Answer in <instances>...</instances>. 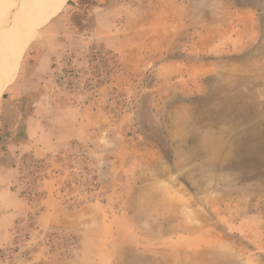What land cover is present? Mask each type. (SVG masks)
Returning <instances> with one entry per match:
<instances>
[{"label": "rangeland", "instance_id": "obj_1", "mask_svg": "<svg viewBox=\"0 0 264 264\" xmlns=\"http://www.w3.org/2000/svg\"><path fill=\"white\" fill-rule=\"evenodd\" d=\"M5 1L0 39L20 47L0 96V264L39 247L77 264H264V0H97L105 41L94 0L19 36ZM51 51L60 86H105L113 123L43 157L9 151L28 112L11 89Z\"/></svg>", "mask_w": 264, "mask_h": 264}, {"label": "crops", "instance_id": "obj_2", "mask_svg": "<svg viewBox=\"0 0 264 264\" xmlns=\"http://www.w3.org/2000/svg\"><path fill=\"white\" fill-rule=\"evenodd\" d=\"M90 6V17H93L92 25L89 27L90 33L93 39V35H97L105 41V15L93 12L96 8L104 11L105 5L101 6L97 0H94ZM53 53L55 52H43L34 58H29L22 65L24 75L21 81L11 89L14 96L22 99L28 112L21 114L17 111L15 121H11V144L7 145L9 151L20 149L35 157H43L61 151L72 140L93 143L96 140L94 132L99 134V130H105V124L113 123L105 113V93H107L105 86L81 91L60 86L53 69L55 62ZM56 211L57 208L52 209V212ZM65 216L67 217L68 214L66 213ZM59 224L64 226L66 222L59 221ZM8 240L10 242L11 238L7 237L4 244L0 243V249L8 243ZM15 264L77 263L51 258L46 249L39 247Z\"/></svg>", "mask_w": 264, "mask_h": 264}, {"label": "bare ground", "instance_id": "obj_3", "mask_svg": "<svg viewBox=\"0 0 264 264\" xmlns=\"http://www.w3.org/2000/svg\"><path fill=\"white\" fill-rule=\"evenodd\" d=\"M66 2L67 0H18L16 4L14 1L8 7V12H10V16L12 17V23L14 30L17 31V36L26 32L25 30L27 29L32 30L48 18L55 16L64 7ZM6 5L7 2L2 3L0 6V28L2 26L3 30L9 24ZM19 47V41L13 40L7 34L6 37L0 39V96L5 87L3 85L5 78L17 66L16 56Z\"/></svg>", "mask_w": 264, "mask_h": 264}]
</instances>
